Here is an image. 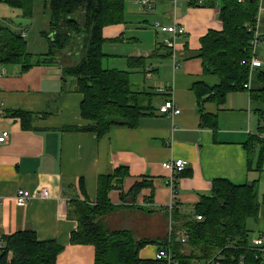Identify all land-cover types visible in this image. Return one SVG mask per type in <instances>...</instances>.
<instances>
[{
    "label": "crops",
    "instance_id": "crops-1",
    "mask_svg": "<svg viewBox=\"0 0 264 264\" xmlns=\"http://www.w3.org/2000/svg\"><path fill=\"white\" fill-rule=\"evenodd\" d=\"M179 1L175 4L170 0L169 11L165 2L154 3L152 10L139 0L129 6L126 2L125 23L104 29V38L108 40L103 48L105 61L115 69L128 70L129 57L150 58L147 68L134 72L131 81L136 89L157 94L155 111L143 117L135 129L116 126L102 138L92 133L64 131L88 124L81 118L83 96L76 93L72 80L69 83L62 80L60 66L69 65L72 61L68 58L61 64L33 67L25 73L18 65L4 67L0 76V130L9 132L10 138L0 148L3 236L31 230L40 241L56 240L64 247L57 264H95L94 247L71 244L77 223L68 217L69 202L76 199L96 204L99 177L111 175L120 167H126L129 176L123 180L122 189L109 194L111 205L117 210L104 222L112 232L126 230L137 241L160 243L168 239L169 219L165 210L173 200L181 217L190 216L202 197L211 195L214 180H226L237 186L258 182L262 205L257 219L248 222L250 243L264 236V157L262 171H257L261 150L257 145L251 171L245 149L251 138L264 133V104L254 103L248 90L230 94L221 105L214 101L198 104L196 84L220 85L217 77L204 73L198 58L202 38L209 31L223 29L220 7H194ZM260 6L263 11L259 32L264 36V0H260ZM1 11L5 13L0 14L5 16L3 22L24 36L32 56L47 54V42L40 35L50 26L47 0L35 1L28 27L14 24V20H27L21 11L12 8L11 12L5 8ZM152 20L164 25L177 22L185 29V34L176 41L175 50L163 44L168 35L164 34L161 43V33L150 24ZM257 57L262 67L252 71L250 81V88L256 90L263 87L264 50L258 51ZM169 99L180 108V115L171 118L159 114L160 106ZM15 110L37 117L32 130L25 131L21 120L9 115ZM205 114L215 118L216 129L203 126ZM174 160L188 164L186 175L178 176L175 182V193L170 186L171 173L162 167ZM139 183L148 187L134 197L130 192ZM42 189L49 190V199L17 205L15 196L19 190ZM141 208L153 213L147 214ZM158 250V245L149 244L141 250L140 258L155 261Z\"/></svg>",
    "mask_w": 264,
    "mask_h": 264
},
{
    "label": "trees",
    "instance_id": "trees-1",
    "mask_svg": "<svg viewBox=\"0 0 264 264\" xmlns=\"http://www.w3.org/2000/svg\"><path fill=\"white\" fill-rule=\"evenodd\" d=\"M1 1L13 10L21 11L22 17L27 20L34 16L36 0ZM47 1L51 12L50 26L40 34L47 42V54L32 56L24 36L0 21V66L18 65L25 73L33 67L61 64L67 58L72 61L67 66H60L62 80L64 83L72 80L76 93L83 96L81 118L88 124L66 128L64 131L67 132L92 133L102 138L113 127L135 129L143 117L153 115L157 94L138 90L131 81L134 72L147 68L149 57L127 58L128 70L104 68L107 55L103 48L108 43L103 35L104 29L124 24L126 2L137 0ZM189 4L194 7H220L219 19L223 29L220 32L209 31L201 40L198 54L204 73L217 77L220 85L209 87L199 83L195 85L194 93L199 105L206 101L221 105L230 94L247 91L245 86L249 83L250 69L242 63L249 62L253 56L251 43L260 0H204L202 5ZM261 80L263 87L258 90L251 88L249 94L254 103L264 104V73ZM9 115L20 119L25 131L32 130L37 118L23 110L11 111ZM202 121L203 126L217 128L213 117L205 114ZM259 137H253L245 144L249 155L248 169L251 171L257 145L261 146V150L256 170L262 171L264 141ZM184 175L185 172L180 176ZM128 176L126 167H120L111 175L100 176L94 205L85 200L73 199L69 202L68 217L77 223L71 244L94 247L95 264H159L140 258L141 250L149 244L158 245L159 250H171L179 264H264L250 243L248 228V222L257 219L262 205L257 181L237 186L226 180H214L211 195L202 197L192 215L181 217L177 209L172 213L175 230L170 239L152 243L137 241L130 231L112 232L104 222L109 214L117 210L111 205L109 194L114 189H122L123 180ZM146 187L148 185L144 183L136 184L130 194L137 197ZM80 189L84 194L83 180ZM141 210L153 213L146 208ZM165 211L168 213L167 209ZM198 217L202 220L198 221ZM181 230L188 233L186 244L178 241L177 231ZM3 242L0 264H57L64 250L56 240L40 241L31 230L4 236Z\"/></svg>",
    "mask_w": 264,
    "mask_h": 264
},
{
    "label": "built area",
    "instance_id": "built-area-1",
    "mask_svg": "<svg viewBox=\"0 0 264 264\" xmlns=\"http://www.w3.org/2000/svg\"><path fill=\"white\" fill-rule=\"evenodd\" d=\"M173 1L176 4L177 0H173ZM182 1L188 4L193 3L197 5H202L204 3V0H182ZM139 2L142 6L149 8V10H152L153 2L151 0H140ZM262 11H263V8L260 6L257 23H256V29L254 32V39L251 43V46L253 49V56L249 62L242 63L243 65L248 66L250 69L249 83L245 86V89L248 91L251 90L250 81H251L252 71L256 68L262 67V62L258 59L257 52H256V49L258 48V46L264 44V36H261L259 32ZM153 28L155 29V31L169 36L163 41V44L171 50H175L177 39L185 34V29L181 25H179L177 22H174L171 25H164L158 22V23H155ZM3 73H4V68L0 66V76L3 75ZM159 114L173 118L177 115H180L181 110L173 99H169L168 101H165L160 106ZM9 138H10L9 132L0 130V148L9 141ZM260 139L264 141V133L260 135ZM187 166L188 164L183 160H174V161H170V162L163 164L162 167L171 173L170 186L171 188H173V191L175 189V182L178 176H180L186 171ZM49 198H50V193H49V190L47 189H42L37 192L19 190L16 193L15 201L18 206H26L28 203H30L31 201L35 199L45 200ZM1 205L2 204L0 202V207ZM177 207L178 206H177L176 201L173 200L170 206L167 208L168 219H169L168 239H170L173 231L175 230L174 221L172 219V213L177 209ZM197 220L201 221L202 218L198 217ZM177 232H178L177 233L178 241H180L182 244H186L187 239H188V233L183 230L177 231ZM3 237L4 236L0 231V251L3 249V246H4ZM252 245L256 249L258 255L262 257L263 262H264V236H259L256 239H254ZM155 261L158 262L159 264H179V261L175 258L174 254L169 249L158 250L156 257H155Z\"/></svg>",
    "mask_w": 264,
    "mask_h": 264
},
{
    "label": "rangeland",
    "instance_id": "rangeland-1",
    "mask_svg": "<svg viewBox=\"0 0 264 264\" xmlns=\"http://www.w3.org/2000/svg\"><path fill=\"white\" fill-rule=\"evenodd\" d=\"M152 2H153V4L154 3H156V2H165L167 5V7H168V11H169V9L170 8H172V5H170V0H151ZM130 2H133V1H127V6H129L130 4H132V3H130ZM179 2H182V0H180ZM2 4H4L5 6H1V4H0V14H2V15H5V13H3L1 10H3V8H5V9H8V11H10L11 12V8L6 4V3H4V1L3 2H1ZM136 9H138V7H136ZM139 10V9H138ZM18 11V10H17ZM125 14H126V12H125ZM2 15H0V21H3V20H5V16H2ZM155 23L156 22H154L153 23V20L152 21H150V24H154L155 25ZM147 30H150L149 28L147 29ZM163 37L165 38V35L164 34H160V38H161V43H162V41H163ZM263 47V45H261V46H258V48L256 49V52H257V54H258V51H262L263 52V50H264V47ZM262 48V49H261ZM121 52H126V50H124V49H119ZM109 62H104V68L105 69H108V68H111V69H115V66H112L113 64H108ZM124 68H126V66L124 67ZM120 69H123V68H120ZM174 225H175V223H174Z\"/></svg>",
    "mask_w": 264,
    "mask_h": 264
},
{
    "label": "water",
    "instance_id": "water-1",
    "mask_svg": "<svg viewBox=\"0 0 264 264\" xmlns=\"http://www.w3.org/2000/svg\"><path fill=\"white\" fill-rule=\"evenodd\" d=\"M14 24L18 25V26H30L31 25V22L28 21V20H14Z\"/></svg>",
    "mask_w": 264,
    "mask_h": 264
}]
</instances>
